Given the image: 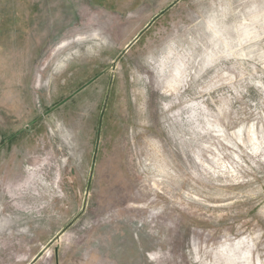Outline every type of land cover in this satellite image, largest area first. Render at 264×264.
I'll list each match as a JSON object with an SVG mask.
<instances>
[{"label":"rangeland","instance_id":"1","mask_svg":"<svg viewBox=\"0 0 264 264\" xmlns=\"http://www.w3.org/2000/svg\"><path fill=\"white\" fill-rule=\"evenodd\" d=\"M0 264H264V0H0Z\"/></svg>","mask_w":264,"mask_h":264},{"label":"water","instance_id":"2","mask_svg":"<svg viewBox=\"0 0 264 264\" xmlns=\"http://www.w3.org/2000/svg\"><path fill=\"white\" fill-rule=\"evenodd\" d=\"M130 46H131V44L127 45V46H126V50H127V49H129V48H130Z\"/></svg>","mask_w":264,"mask_h":264},{"label":"bare ground","instance_id":"3","mask_svg":"<svg viewBox=\"0 0 264 264\" xmlns=\"http://www.w3.org/2000/svg\"><path fill=\"white\" fill-rule=\"evenodd\" d=\"M168 259V258H167Z\"/></svg>","mask_w":264,"mask_h":264}]
</instances>
